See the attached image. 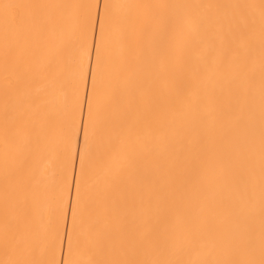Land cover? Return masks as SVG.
Masks as SVG:
<instances>
[{"label":"bare ground","instance_id":"1","mask_svg":"<svg viewBox=\"0 0 264 264\" xmlns=\"http://www.w3.org/2000/svg\"><path fill=\"white\" fill-rule=\"evenodd\" d=\"M0 264H264V0H0Z\"/></svg>","mask_w":264,"mask_h":264}]
</instances>
